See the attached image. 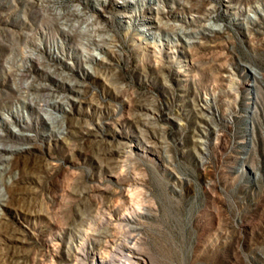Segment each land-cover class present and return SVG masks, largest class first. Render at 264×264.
<instances>
[{
	"label": "rangeland",
	"instance_id": "1",
	"mask_svg": "<svg viewBox=\"0 0 264 264\" xmlns=\"http://www.w3.org/2000/svg\"><path fill=\"white\" fill-rule=\"evenodd\" d=\"M133 240L264 264V0H0V264Z\"/></svg>",
	"mask_w": 264,
	"mask_h": 264
},
{
	"label": "bare ground",
	"instance_id": "2",
	"mask_svg": "<svg viewBox=\"0 0 264 264\" xmlns=\"http://www.w3.org/2000/svg\"><path fill=\"white\" fill-rule=\"evenodd\" d=\"M121 218L123 220L130 219V217L128 216H122ZM125 242H127V240ZM118 248H120V252L117 251L120 253V257L113 255L114 257H116V260L114 261L115 264H145L144 259L140 256L138 248L134 244V240H133V243L119 245ZM109 261H112V260H109ZM101 264H104V260L101 261Z\"/></svg>",
	"mask_w": 264,
	"mask_h": 264
}]
</instances>
